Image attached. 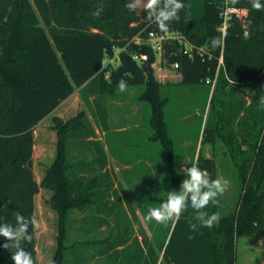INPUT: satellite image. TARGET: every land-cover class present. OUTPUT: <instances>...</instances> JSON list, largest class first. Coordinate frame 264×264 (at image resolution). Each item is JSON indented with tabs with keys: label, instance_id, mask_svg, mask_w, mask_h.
Segmentation results:
<instances>
[{
	"label": "trees",
	"instance_id": "1",
	"mask_svg": "<svg viewBox=\"0 0 264 264\" xmlns=\"http://www.w3.org/2000/svg\"><path fill=\"white\" fill-rule=\"evenodd\" d=\"M222 1L181 0L184 8L179 21L168 24L203 47L206 53L202 57L183 55L177 43L168 44L165 51L169 65L179 62L183 84L202 85L206 100L211 91L205 122L199 128L201 148L196 163L213 179L223 177L230 182L218 203L205 209L220 215L219 225L190 231L193 210L189 208L175 224L158 223L156 244L148 237L133 236L126 210L131 205L129 196L121 185L114 188L104 143L84 119L80 127L65 134V141L88 147L93 159L71 161L68 151L65 156L61 153L45 181L63 171L65 181L95 183L80 202L65 201L66 191L59 185V200L66 202L58 206L63 220H67L66 208L76 206L85 214L84 224L110 225L114 216L116 228L105 241L74 239L69 246L64 243L63 256L71 255L73 264H237L238 238L264 234V107L259 104L264 86V11L252 9L249 0H231L247 9V14L235 17L223 46L213 48L211 39L222 37ZM260 2L264 4V0ZM101 5L103 11L93 16ZM150 30L161 29L148 19L144 6L137 11L130 0H0V217L11 224H15L17 211L35 218L39 183L33 170V128L80 88L84 96L93 97L96 124L103 132H111L106 88L118 85L121 79L128 86H146L143 96L152 107L150 139L158 141L166 152L160 169L164 180H153L157 192H150L140 205L157 207L168 191L179 190L185 176L176 163L166 120L169 98L155 101L162 88L154 81L155 53L146 42L133 40L137 36L145 40ZM116 50L120 63L104 65V58L114 56ZM222 51L224 63L217 72ZM134 53H148L149 60L139 64L132 58ZM208 79H215L213 89ZM149 91L156 97L147 94ZM206 145L211 149L209 156L204 152ZM144 159L151 158L145 155ZM29 232L32 240L23 246L36 264L35 227ZM3 243L0 237V245ZM12 252L0 247V264H14Z\"/></svg>",
	"mask_w": 264,
	"mask_h": 264
},
{
	"label": "rangeland",
	"instance_id": "2",
	"mask_svg": "<svg viewBox=\"0 0 264 264\" xmlns=\"http://www.w3.org/2000/svg\"><path fill=\"white\" fill-rule=\"evenodd\" d=\"M130 1L137 11L146 3V0ZM153 66L154 81L162 87L155 101L161 103V97L169 98L165 108L166 120L174 141L176 163L182 169L191 167V163L196 162L201 148L199 128L205 122L211 91H208L209 96L206 100L207 91L202 85L183 84L181 72L172 69L171 66L166 67L157 62ZM66 73H69L67 69ZM106 91L111 132H103L96 124V118L93 115V97L84 96L80 88H77L55 111L33 128L31 133L33 170L34 177L39 183L34 211L37 221L35 226L36 264H73L71 255L63 256L64 243L69 246L74 239L105 241L114 234L116 228L114 216L110 218V225L84 224L83 215L85 214L76 206L66 208L67 220L66 222L63 220L59 207L65 206L67 200L75 199L80 202L84 194L96 186L95 183L65 181L62 179L63 171L59 172L61 176L50 175V182L45 181L48 169L59 163L58 157L61 153L65 156L68 151L71 161L93 159L88 147L78 146L71 139L65 141V134L71 129L80 127L84 119H87L95 128L97 139L104 143L108 155L107 168L113 177L114 188L121 185L129 196L131 205L130 209L126 210L133 225V236H138L139 239L148 237L154 244L160 236L158 223L145 219L148 210L153 208L152 204L140 205L141 202L147 201L144 197L150 192H157L158 189H155L153 180H164L165 173L160 169L166 159V152L162 145L150 139L153 133L150 124L152 107L151 102L143 96L146 86L131 85L127 87V91L120 92L118 85L110 84ZM150 93L151 91L147 94L156 97ZM147 94L146 96H149ZM202 109H205L204 114ZM204 149L206 156L211 155L210 146L206 145ZM145 155L152 160H145ZM60 184L66 191L65 201L59 200L57 188ZM89 250L93 251L94 248ZM237 253V264H264V234L238 238Z\"/></svg>",
	"mask_w": 264,
	"mask_h": 264
},
{
	"label": "clouds",
	"instance_id": "3",
	"mask_svg": "<svg viewBox=\"0 0 264 264\" xmlns=\"http://www.w3.org/2000/svg\"><path fill=\"white\" fill-rule=\"evenodd\" d=\"M249 3L252 9L264 11V4L260 0H249ZM144 7L148 19L164 30L170 22L179 21L184 4L181 0H146ZM102 11L101 5L93 12V16L98 17ZM210 43L213 48L222 47L223 38L214 36ZM127 87L126 80L118 81L120 92L127 91ZM260 93L259 104L264 107V86L261 87ZM183 173L185 179L182 180L179 190L168 191L167 198L159 206L150 208L145 219L165 225L169 222L175 224L179 222L184 212L191 208L193 216L188 221L190 231H198L201 227L218 226L220 215L218 213L209 214L205 209L210 204L218 203V198L225 194L230 182L223 177L213 179L210 172L199 167L196 162L191 163V167H184ZM14 218L15 224H11L0 217V237L5 240L0 247L5 250L13 249L10 258L14 264H33L31 253L23 245L31 242L32 235L29 229L37 226V221L34 217H25L19 211L15 213ZM188 238L193 237L189 235Z\"/></svg>",
	"mask_w": 264,
	"mask_h": 264
},
{
	"label": "built area",
	"instance_id": "4",
	"mask_svg": "<svg viewBox=\"0 0 264 264\" xmlns=\"http://www.w3.org/2000/svg\"><path fill=\"white\" fill-rule=\"evenodd\" d=\"M246 14H247V9L235 5L234 2H232L231 0L222 1V3L220 4V11H219V16L221 18V24L219 30L221 31L223 42L228 33V28L231 22L233 21V19L235 17H244ZM133 40H135L138 43L144 41L152 48V50L155 53V60L153 61L152 66L157 62L159 65H165L166 67L171 66L172 69L174 70H178L180 66L178 61L172 62L169 65L168 59L165 57L166 46L168 44L177 43L179 46V51L183 55L188 56L189 58H195L198 56L202 57L206 53L203 47L194 45V43L186 39V37L179 30L171 29L169 28V26H167L166 29L160 31L150 30L145 40H143L139 36L135 37ZM118 51L119 50H116L114 56L112 57L109 56L105 57L104 65H107L109 63L113 65L119 64L120 58L118 55ZM132 58L135 61H137L139 64H146V61L149 60V54L134 53L132 55ZM223 63H224V56L222 51L218 58L217 72L220 66L223 65ZM207 81L212 82V89H213L215 84V79L212 81L208 79Z\"/></svg>",
	"mask_w": 264,
	"mask_h": 264
},
{
	"label": "crops",
	"instance_id": "5",
	"mask_svg": "<svg viewBox=\"0 0 264 264\" xmlns=\"http://www.w3.org/2000/svg\"><path fill=\"white\" fill-rule=\"evenodd\" d=\"M55 111V110H54ZM84 216V215H83Z\"/></svg>",
	"mask_w": 264,
	"mask_h": 264
},
{
	"label": "water",
	"instance_id": "6",
	"mask_svg": "<svg viewBox=\"0 0 264 264\" xmlns=\"http://www.w3.org/2000/svg\"><path fill=\"white\" fill-rule=\"evenodd\" d=\"M145 65V64H144Z\"/></svg>",
	"mask_w": 264,
	"mask_h": 264
}]
</instances>
